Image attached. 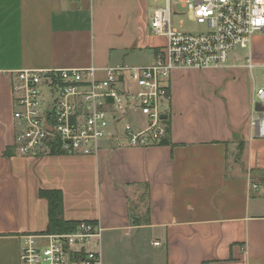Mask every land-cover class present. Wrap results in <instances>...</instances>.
I'll return each mask as SVG.
<instances>
[{
	"label": "crops",
	"instance_id": "obj_1",
	"mask_svg": "<svg viewBox=\"0 0 264 264\" xmlns=\"http://www.w3.org/2000/svg\"><path fill=\"white\" fill-rule=\"evenodd\" d=\"M156 7L0 0V264H21L22 236L48 232L42 189L62 192L65 220L102 225L103 264H264V137L250 124L264 32L245 63L173 72L168 144L105 141L91 155L16 149L15 71L148 64L166 43L151 33Z\"/></svg>",
	"mask_w": 264,
	"mask_h": 264
},
{
	"label": "built area",
	"instance_id": "obj_2",
	"mask_svg": "<svg viewBox=\"0 0 264 264\" xmlns=\"http://www.w3.org/2000/svg\"><path fill=\"white\" fill-rule=\"evenodd\" d=\"M180 3L205 29L190 32L183 29V21L174 24L182 13L175 7L177 1L165 0L150 20L166 43L148 64L15 71L17 151L91 155L105 141L116 147L160 144L168 135V118L162 114H168L173 72L224 68L234 48H250L252 36L264 32V0ZM250 124L264 137V81L255 90ZM102 232L99 222L84 220L73 231L25 234L20 263L103 264Z\"/></svg>",
	"mask_w": 264,
	"mask_h": 264
},
{
	"label": "rangeland",
	"instance_id": "obj_3",
	"mask_svg": "<svg viewBox=\"0 0 264 264\" xmlns=\"http://www.w3.org/2000/svg\"><path fill=\"white\" fill-rule=\"evenodd\" d=\"M148 1V5L151 7H156L159 5H164L165 4V0H147ZM177 1L178 4H176V9H178L182 14L175 16L173 19L174 24H176L177 26L180 25L181 21L184 22V30L190 31V32H199L201 30H204L205 27L204 25L198 24L190 15H188V13L186 12V9L182 6V4L180 3V0H174ZM152 29V28H151ZM155 35H157L153 29L152 32ZM159 42H162L163 39L161 37V35H157ZM249 52V48H242V47H236L234 48L231 53H230V57H229V62H233L236 61L238 63H242V62H246V57L248 55ZM193 78H202L203 74H196L195 72H188ZM248 73V72H247ZM253 78H254V83L258 86H260L264 80V67H256L254 69V73H253ZM234 156L231 157V162L233 163L232 160H234Z\"/></svg>",
	"mask_w": 264,
	"mask_h": 264
},
{
	"label": "trees",
	"instance_id": "obj_4",
	"mask_svg": "<svg viewBox=\"0 0 264 264\" xmlns=\"http://www.w3.org/2000/svg\"><path fill=\"white\" fill-rule=\"evenodd\" d=\"M170 126L168 129V135L170 134ZM168 135L161 141L160 144H168ZM51 154H63L61 150L52 152ZM40 195L45 197L49 201V225L47 228L48 232H68L73 231L77 226V221L65 220L63 218V194L60 190H44L40 191ZM133 224H142L148 222V214L143 215L132 214Z\"/></svg>",
	"mask_w": 264,
	"mask_h": 264
},
{
	"label": "water",
	"instance_id": "obj_5",
	"mask_svg": "<svg viewBox=\"0 0 264 264\" xmlns=\"http://www.w3.org/2000/svg\"><path fill=\"white\" fill-rule=\"evenodd\" d=\"M256 108L261 110V109H263V106L261 104H257ZM162 117L163 118H168V115L167 114H162Z\"/></svg>",
	"mask_w": 264,
	"mask_h": 264
}]
</instances>
